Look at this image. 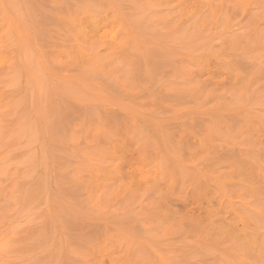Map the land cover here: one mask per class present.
<instances>
[{
	"label": "rangeland",
	"instance_id": "rangeland-1",
	"mask_svg": "<svg viewBox=\"0 0 264 264\" xmlns=\"http://www.w3.org/2000/svg\"><path fill=\"white\" fill-rule=\"evenodd\" d=\"M0 264H264V0H0Z\"/></svg>",
	"mask_w": 264,
	"mask_h": 264
}]
</instances>
